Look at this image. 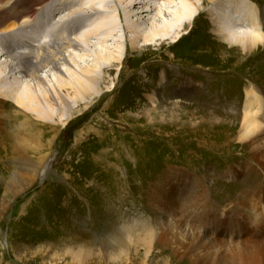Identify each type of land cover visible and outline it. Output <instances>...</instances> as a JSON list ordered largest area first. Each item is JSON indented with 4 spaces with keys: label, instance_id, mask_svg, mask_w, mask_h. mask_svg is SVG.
<instances>
[{
    "label": "rangeland",
    "instance_id": "374dc122",
    "mask_svg": "<svg viewBox=\"0 0 264 264\" xmlns=\"http://www.w3.org/2000/svg\"><path fill=\"white\" fill-rule=\"evenodd\" d=\"M249 1L264 23V0ZM126 2L109 0L108 10L116 15ZM143 6L132 16L147 25ZM209 8L201 6L190 35L171 33V42L183 37L171 50L150 54L142 42L138 52L127 49L138 36L120 22L108 46L121 45L124 65L104 75V96L57 124L47 160L55 136L48 127V140L39 150L32 142L26 156L0 147V264H76L71 252L85 250L87 264H240L264 245V42L251 53L228 45ZM84 49L73 53L82 56L77 65H93ZM135 74L142 79L130 81ZM58 75L43 72L48 84ZM253 95L262 101L260 130L245 137ZM146 230L150 250L134 242Z\"/></svg>",
    "mask_w": 264,
    "mask_h": 264
},
{
    "label": "bare ground",
    "instance_id": "6f19581e",
    "mask_svg": "<svg viewBox=\"0 0 264 264\" xmlns=\"http://www.w3.org/2000/svg\"><path fill=\"white\" fill-rule=\"evenodd\" d=\"M155 2L158 0H153L152 5L149 2L127 0L125 8L117 6L115 15L108 10L109 0H0V118L2 119L6 110L10 113L3 123L0 119V147L6 154L26 156L31 150L32 142L38 144L34 150H39L42 147L40 144L48 140V131H43L48 127L55 136L49 139L51 149L41 159V162L46 161L45 158L50 155L58 136L57 124H67L72 112L78 108L87 109L95 96L96 99L104 96L100 87V83L105 80L104 75L112 73L115 66L125 63L120 54L121 45H117L114 50L108 46L109 41L116 40L120 22H123L132 35L138 36L130 41L127 49L131 47L132 52H138L142 42L145 43L143 47L146 53L150 54L156 46L161 50L168 45L170 49L173 43L181 41L183 37L177 41L179 35L171 42L174 30L186 31L185 35H190L187 28L196 19V14L201 12V6L211 5L208 12H204L213 23L215 35L228 45L239 46L251 53L264 42V23L260 22V10L249 0ZM141 5H144L141 9L153 19L147 25L143 18L132 16V10ZM202 14L204 13L201 12L199 17ZM239 14L243 16L240 17ZM237 26H251L249 30L254 32L251 34L245 29L238 32ZM190 32L193 33L194 30ZM202 47L205 46L201 45V51ZM80 48L92 49L90 56L94 57L93 65H77L82 56L79 54L77 60L73 53ZM192 53L201 56L200 52ZM46 69L54 76L59 74L56 84L47 83V75L43 77ZM172 69L175 75L181 76L176 67ZM100 72L102 78L99 76ZM21 78L23 84L20 83ZM132 79L137 82L142 77L135 74L130 81ZM182 85L191 87L192 82L190 79L183 80ZM146 87L154 89L149 82ZM113 91L116 89L111 88L108 92ZM71 101L78 105L77 108L76 104L75 107L71 106ZM261 103L260 97L253 95L246 106L245 137L258 135ZM59 106L62 111L58 112L57 109L61 108ZM11 107L16 110H11ZM38 169L31 168L30 171L37 174ZM150 230L142 235L138 234L134 240L148 250L152 247L154 238ZM257 249L254 255L240 259L239 263L264 264V245ZM71 255L76 264H87L92 257L88 250L76 254L71 252Z\"/></svg>",
    "mask_w": 264,
    "mask_h": 264
}]
</instances>
